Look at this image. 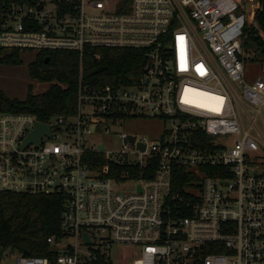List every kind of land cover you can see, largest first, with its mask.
Here are the masks:
<instances>
[{
  "label": "built area",
  "instance_id": "built-area-1",
  "mask_svg": "<svg viewBox=\"0 0 264 264\" xmlns=\"http://www.w3.org/2000/svg\"><path fill=\"white\" fill-rule=\"evenodd\" d=\"M262 12L264 0H0V51L80 59L74 114H0V192L65 200L56 256L16 264H264V78L245 81ZM86 49L140 52L139 81L87 82ZM139 119L162 120V138L123 132ZM38 123L50 136L23 147ZM123 246L138 257L118 263Z\"/></svg>",
  "mask_w": 264,
  "mask_h": 264
},
{
  "label": "trees",
  "instance_id": "trees-1",
  "mask_svg": "<svg viewBox=\"0 0 264 264\" xmlns=\"http://www.w3.org/2000/svg\"><path fill=\"white\" fill-rule=\"evenodd\" d=\"M256 19L264 31V12L258 13ZM257 32L251 33L245 46H257V53L264 62V42L255 36ZM93 53H100L101 59L96 60ZM0 62L19 64V54L13 52L0 58ZM79 64L80 59L75 52H40L37 60L28 66L29 75L34 80L51 83L50 89L35 95L30 87L23 101L0 93V114L27 113L40 121L74 114ZM82 64L84 79L95 84L131 85L138 82L143 73L142 54L131 49H86ZM182 172L184 170L179 169V174ZM184 185L179 183L174 187L182 189ZM64 203L60 195L29 196L0 192V245L3 250L11 248L13 253L22 256L54 258L56 252L47 239L60 235Z\"/></svg>",
  "mask_w": 264,
  "mask_h": 264
},
{
  "label": "rangeland",
  "instance_id": "rangeland-1",
  "mask_svg": "<svg viewBox=\"0 0 264 264\" xmlns=\"http://www.w3.org/2000/svg\"><path fill=\"white\" fill-rule=\"evenodd\" d=\"M254 48V46H250ZM11 54L9 51H0V58ZM38 51H27L19 54V64H6L0 62V93H4L11 99L25 100L29 93L30 87L32 93L35 95L46 93L50 87L49 82H40L30 77L28 66L29 64L37 60ZM260 53L256 57L257 60L248 58L246 60L245 69V81L251 85L259 78H264V62L261 60ZM259 126H263V123L258 120ZM242 125L247 128L248 121L242 120ZM165 123L159 119L144 120L139 119L137 121L128 123L122 130L126 133L138 134L145 136L149 139L157 140L161 139L164 133ZM102 141L108 146V149H117L121 145V142L114 136H105L101 138ZM122 190H128L123 188ZM138 250L131 249L129 246H123L119 251L118 263H129L134 258L138 257ZM118 250H116V255ZM15 256V257H13ZM16 254L12 252L11 248H4L2 252L3 264H16Z\"/></svg>",
  "mask_w": 264,
  "mask_h": 264
},
{
  "label": "water",
  "instance_id": "water-1",
  "mask_svg": "<svg viewBox=\"0 0 264 264\" xmlns=\"http://www.w3.org/2000/svg\"><path fill=\"white\" fill-rule=\"evenodd\" d=\"M43 135L50 136V127L48 125L38 123L36 129L25 140L23 147H26L29 144H34L37 146L41 142ZM134 140H135L134 138H130L131 142H134ZM85 238L86 241H89L87 235H85Z\"/></svg>",
  "mask_w": 264,
  "mask_h": 264
}]
</instances>
